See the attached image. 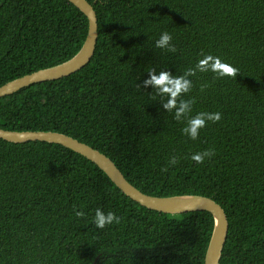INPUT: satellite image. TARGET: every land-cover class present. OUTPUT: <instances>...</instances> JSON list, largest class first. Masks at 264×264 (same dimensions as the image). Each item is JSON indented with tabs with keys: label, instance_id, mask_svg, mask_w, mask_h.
Returning a JSON list of instances; mask_svg holds the SVG:
<instances>
[{
	"label": "trees",
	"instance_id": "16d2710c",
	"mask_svg": "<svg viewBox=\"0 0 264 264\" xmlns=\"http://www.w3.org/2000/svg\"><path fill=\"white\" fill-rule=\"evenodd\" d=\"M91 61L0 99V128L58 131L146 194L203 195L220 264H264V0H88ZM69 0H0V86L72 58ZM214 217L149 209L61 144L0 138V264H205Z\"/></svg>",
	"mask_w": 264,
	"mask_h": 264
},
{
	"label": "water",
	"instance_id": "95a60500",
	"mask_svg": "<svg viewBox=\"0 0 264 264\" xmlns=\"http://www.w3.org/2000/svg\"><path fill=\"white\" fill-rule=\"evenodd\" d=\"M69 1L77 6L88 18V33L81 49L65 62L25 74L1 85L0 99L31 84L68 76L79 71L91 61L99 35L97 13L88 0ZM0 138L15 143L46 141L68 147L94 162L123 193L149 209L171 214L199 210L209 211L214 217V227L206 251L205 264H220L227 241L229 221L223 207L214 199L195 194L174 196L146 194L127 180L123 172L109 156L70 135L58 131H17L0 128Z\"/></svg>",
	"mask_w": 264,
	"mask_h": 264
}]
</instances>
